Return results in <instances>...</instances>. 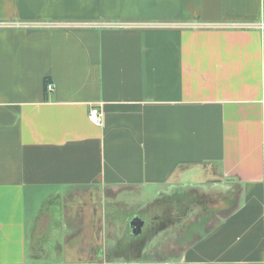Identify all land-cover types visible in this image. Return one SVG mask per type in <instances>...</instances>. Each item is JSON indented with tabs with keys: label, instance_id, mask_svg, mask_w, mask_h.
I'll use <instances>...</instances> for the list:
<instances>
[{
	"label": "crops",
	"instance_id": "obj_1",
	"mask_svg": "<svg viewBox=\"0 0 264 264\" xmlns=\"http://www.w3.org/2000/svg\"><path fill=\"white\" fill-rule=\"evenodd\" d=\"M0 264H264V0H0Z\"/></svg>",
	"mask_w": 264,
	"mask_h": 264
},
{
	"label": "trees",
	"instance_id": "obj_2",
	"mask_svg": "<svg viewBox=\"0 0 264 264\" xmlns=\"http://www.w3.org/2000/svg\"><path fill=\"white\" fill-rule=\"evenodd\" d=\"M51 83L50 80H45V88L47 90V87H48V84ZM198 198H185L183 196H180V197H176L174 199H171L170 201L167 202L168 205V209H176V208H179L181 209V212L182 213H186V211L188 210V207L191 205V203H194V202H197ZM166 204V202H164ZM170 217H165L164 219V223H166L167 221L166 220H169ZM162 226H164V224H162ZM161 227V225H160Z\"/></svg>",
	"mask_w": 264,
	"mask_h": 264
},
{
	"label": "rangeland",
	"instance_id": "obj_3",
	"mask_svg": "<svg viewBox=\"0 0 264 264\" xmlns=\"http://www.w3.org/2000/svg\"><path fill=\"white\" fill-rule=\"evenodd\" d=\"M198 218H199V215H196L193 219L196 220ZM155 229H156L155 226H150V227L146 228L145 233L143 235V238H145L146 236L148 237L149 235L153 234L155 232ZM165 239H167V236L166 235H164V236L162 235L160 240H159V238H156V239H153V240H152V238H150L149 240L145 241L146 242L145 244H147V246L150 247V248H156L157 247L156 244H159L160 242H162ZM141 244L142 243H141L140 239H138V240L136 239V242L132 241V246H134L135 248L141 246Z\"/></svg>",
	"mask_w": 264,
	"mask_h": 264
},
{
	"label": "built area",
	"instance_id": "obj_4",
	"mask_svg": "<svg viewBox=\"0 0 264 264\" xmlns=\"http://www.w3.org/2000/svg\"><path fill=\"white\" fill-rule=\"evenodd\" d=\"M21 24L22 23H12L10 25L19 26ZM127 26H130V25H127ZM54 88H55V86H54L53 82H51L48 84L47 91H53ZM89 117L94 123H96L97 125H101L103 123L104 114H103V111H101L99 108L94 107L91 109V111L89 113Z\"/></svg>",
	"mask_w": 264,
	"mask_h": 264
},
{
	"label": "water",
	"instance_id": "obj_5",
	"mask_svg": "<svg viewBox=\"0 0 264 264\" xmlns=\"http://www.w3.org/2000/svg\"><path fill=\"white\" fill-rule=\"evenodd\" d=\"M133 226V233L138 234L141 230V226L143 225V221L139 217H134L131 223Z\"/></svg>",
	"mask_w": 264,
	"mask_h": 264
}]
</instances>
